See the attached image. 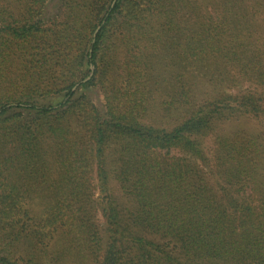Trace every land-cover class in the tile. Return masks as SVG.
I'll use <instances>...</instances> for the list:
<instances>
[{"label":"trees","instance_id":"16d2710c","mask_svg":"<svg viewBox=\"0 0 264 264\" xmlns=\"http://www.w3.org/2000/svg\"><path fill=\"white\" fill-rule=\"evenodd\" d=\"M45 1L0 0V264H264V144L203 143L264 120L263 93L222 91L264 89V0H60L40 23Z\"/></svg>","mask_w":264,"mask_h":264},{"label":"rangeland","instance_id":"374dc122","mask_svg":"<svg viewBox=\"0 0 264 264\" xmlns=\"http://www.w3.org/2000/svg\"><path fill=\"white\" fill-rule=\"evenodd\" d=\"M245 1L249 3L250 5L256 4L255 0H245ZM257 1H260V0H257ZM60 5H61L60 0H46L44 2V7H43L41 14H39V16L37 17V21H39L40 23H46L48 20L53 18L54 14L56 13L58 14L60 12L59 10ZM254 18H255L254 28L256 29L258 33L260 31L264 33V11L260 7L257 8ZM92 72H93V66H90L87 76L82 81L87 80L91 76ZM196 82L198 85V87H196V90H197V94L199 95L202 91V87L205 85L202 80L196 79ZM205 90L208 92H213L211 86H209V88L205 86ZM222 91L228 94H237L241 92L244 93L248 91L255 93V94L256 93L264 94V89L258 88L254 84L247 83V82H242V83L237 82L236 85L225 87L222 89ZM82 92L89 98L91 103L99 111L104 110L105 101H104L102 93L97 88L88 87L87 89L82 90ZM150 116L152 117V119H157L156 123H158L161 120L160 118L162 116V111L157 108L151 107ZM233 133H241L243 136L256 141L258 144H262V143L264 144V120L255 119L253 117H246V116H238L235 118H231L230 120H225L215 125L213 128V131H211V133L205 139H203L205 148L207 147V145L210 144V142L213 140V137L215 135L228 136L229 134H233ZM106 162L107 164H111L110 159H107ZM207 169L209 170V168ZM207 169L204 168L203 170L207 171ZM91 171H92L91 172V182H92V185L94 186L93 193H92L93 194L92 200L94 201V203H96V202H99L100 196H99V190H98V186L96 182V175H95L94 168L91 169ZM110 187L112 188V193L117 198L118 202H123L124 199L118 189L117 184L114 181H112L110 182ZM42 205L43 204H41L39 200H36L35 202H33V205L31 206L32 213L33 215L35 214L38 215V220L42 219V211H43ZM95 219L97 221V224L102 223V217H101L99 210L97 212V216ZM76 251L77 250L73 249V252L67 255V257H65L64 259H62L59 264H81L80 257L77 254H75Z\"/></svg>","mask_w":264,"mask_h":264},{"label":"water","instance_id":"95a60500","mask_svg":"<svg viewBox=\"0 0 264 264\" xmlns=\"http://www.w3.org/2000/svg\"><path fill=\"white\" fill-rule=\"evenodd\" d=\"M98 29H99V27H97V29L95 30V32H94V34H93L92 42H93V40H94V36H95L96 32L98 31ZM90 74H91V73H90ZM75 87H76V86H75ZM75 87L73 88V90L75 89Z\"/></svg>","mask_w":264,"mask_h":264}]
</instances>
